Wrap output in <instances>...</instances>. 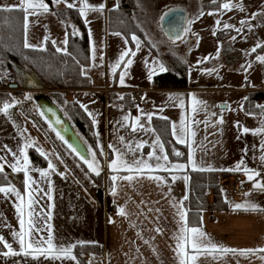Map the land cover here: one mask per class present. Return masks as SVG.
I'll list each match as a JSON object with an SVG mask.
<instances>
[{
  "label": "crops",
  "instance_id": "crops-1",
  "mask_svg": "<svg viewBox=\"0 0 264 264\" xmlns=\"http://www.w3.org/2000/svg\"><path fill=\"white\" fill-rule=\"evenodd\" d=\"M44 1L48 5L47 12L38 10V14H32L31 10L27 13L23 11L24 45L26 41L29 44L25 28L26 15L27 21L33 16L46 17L52 20L55 25L54 35L45 34V37L42 38L44 47L46 43L50 42L56 48V42L65 41L69 30L75 36L80 35V29L71 19L69 8L65 3H55L54 0ZM98 2L100 0H89L88 5L91 8L103 6L102 18L106 30H104L106 45L124 42L125 47L123 48L127 50L128 40L119 33L109 32L106 26L107 13L117 6V0H101L100 7L97 6ZM134 2L136 9L132 19L142 33V37L134 36L143 48L147 60L143 64L135 65L133 63L131 69L126 67L124 62L117 74L114 66L116 67L118 63L111 66L114 69L110 72L105 67V86L100 89L94 88L90 82L88 89L65 91L93 123L97 148L103 158V166L99 168V173L103 172V181L100 185L93 179L95 185L92 186L90 195H88L90 202L85 203L89 209L84 210V217L77 210L78 187L75 185L76 183L68 184L69 179L66 172H60L59 175L48 166L44 171L28 170V175L35 182L31 187L25 184L24 172L21 181L22 188L19 183H13L11 179L9 184L0 187H14L24 198L25 205L29 193H31L32 198L36 201L33 206L32 220L35 228L42 230L39 233L34 231L32 235L37 239L40 237L47 239L51 233L56 248L70 246L73 248L75 245L83 243L101 244L103 247L101 264H180L176 252L175 237L180 234L181 228L178 210L185 212L183 200L187 195V171L239 173L238 176L231 177V179L234 183L248 185L251 191L239 198L233 197L229 192L224 193L228 209L222 212H203L199 228L214 244L223 248L235 249L237 253L240 250L264 249V211L233 207L236 204L248 202L256 205L258 209H264V189L254 187L256 181L264 184V159H261L264 157V114L248 115L242 110V103L247 93L264 92V87L252 84L254 86L238 90L242 95L238 97L234 115L228 111L229 103L219 95L220 92L226 90L153 87L152 82L155 76L166 72H175L165 60L166 53H171L188 63V51L193 38H195L194 43L198 41V36L193 35L190 24L204 14L202 11L203 1L197 0L193 4L194 0H181L180 3L165 6L155 12L151 9L153 2L150 0L146 4L143 0H134ZM67 3L76 5L72 9L79 10L82 7L80 0H67ZM21 7V0H0V9H21ZM172 10H179L183 13L184 28L182 33L186 32V38L190 39L187 50L179 47L173 50L171 43L161 37V35L165 36L161 31V19ZM224 10L221 9L217 12ZM58 13L63 14L62 22L57 18ZM82 20L87 31L88 24L84 19ZM132 44L134 45L133 40ZM30 45L32 47L28 48H37L33 44ZM228 50L232 51L230 48ZM105 56L107 59L111 57L107 47ZM130 58H135V55ZM161 67L165 70L160 71ZM135 71L140 76L139 79H142L141 81L132 80L131 72ZM125 72L127 75L124 77V83L121 84L120 77L122 74L124 76ZM18 73L19 70L11 72L12 84L22 88V81L19 84L14 83ZM129 92H135L139 98L138 106L134 107L137 110L133 109L131 112L129 128L135 127L137 134H140L135 138L142 143L144 148L142 150L132 148L130 142L126 143L124 139L121 140V136L116 134L125 123L120 113L117 112L123 108L120 102L121 96ZM176 98L180 106L176 103ZM141 101L143 103H140ZM20 102L22 103L23 100ZM4 104L0 106V164L16 174L19 172L15 171L12 166L18 159H21L19 153L25 143L33 141L51 154L52 151L50 145L46 143L45 135L39 128L40 124L33 122L23 112V104L12 105L7 112L2 110ZM173 110H178V115L181 118L177 119L175 115H172ZM149 116L151 119L158 117L169 121L173 145L172 157L167 155L155 130L153 132L148 129L149 126L151 128ZM221 120L223 123L220 122ZM184 124L186 129L182 136V130L180 133L179 127ZM257 130L262 131L259 134H254ZM178 137L183 142H178ZM157 141H159V145L163 146V152H161ZM177 145L185 146L184 159H181L183 151ZM29 148L37 150L34 147ZM116 150L123 153L124 159L130 163L134 159H139L147 161L153 169L157 164H163L165 168L172 165H183V168L154 170L150 173L146 171L144 175L137 176L129 182L120 179V177L133 175L132 173L123 170L116 172L109 167L111 161L116 158ZM26 151L27 149H25ZM176 152H179L180 155H175ZM153 153L155 156L166 155L167 162L156 160ZM70 155L73 156L72 153ZM150 155H152L151 158ZM52 156L55 162H58V156L55 158L53 154ZM90 158H92V154ZM192 161H194L195 167H193ZM47 163L49 164L48 160ZM58 163L61 164L60 160ZM76 163L79 164L78 161ZM237 165H240V170H236ZM245 168L254 170L259 175L254 177V180H249L244 172ZM41 172H47L48 175L41 176ZM149 175L159 177V180L149 179ZM112 176H117L118 179L113 182ZM174 182L180 184L183 192L178 190ZM113 189H115L116 195H112ZM81 196L83 197V195ZM73 197L75 199L71 204L67 199ZM56 199L63 200L60 207L56 206ZM19 204L20 200L14 194L0 193V237H3V240L10 244L12 250L17 253H21V249L18 240L13 237V233L21 231L19 223L21 216L17 212ZM121 208L125 210V215L119 214ZM27 212L28 209L25 207L23 217L25 229L28 228ZM157 229L160 231L157 232ZM43 247L47 248V244H44ZM7 251L8 249L3 246V243H0V264H79L76 259L63 257L56 259L51 255L47 258L43 255L37 256V254L4 255L3 253ZM87 257V264H98L93 257ZM262 257H264V251H257L255 254L247 256L231 252L217 253L215 259L212 256H200L196 264H264Z\"/></svg>",
  "mask_w": 264,
  "mask_h": 264
},
{
  "label": "rangeland",
  "instance_id": "rangeland-1",
  "mask_svg": "<svg viewBox=\"0 0 264 264\" xmlns=\"http://www.w3.org/2000/svg\"><path fill=\"white\" fill-rule=\"evenodd\" d=\"M88 1L89 0H85V3L88 4ZM148 1L149 0H143L145 4ZM150 1L153 2L151 9L154 12L165 6H170L172 4L181 2V0ZM196 2L197 0H194L193 4ZM44 3L46 4V1H44ZM100 3L101 0L98 2L97 6L100 7ZM226 3H229L234 7H232L231 10L226 11L225 9L222 12H204L200 18L190 24L193 35L198 36V41L197 43H194L195 38H193L191 48H189L188 51L187 64L189 68L187 72V82L185 88H215L219 90H226L224 92H220L219 95L229 103L228 111L234 115L236 113L235 111L237 108L238 97L242 95L238 92V90L246 89L249 86H254L252 84H257L258 86L264 87V63H262L259 59V57H264V0H228ZM58 15L59 16L57 18L62 22L64 20L62 18L63 14L58 13ZM102 16L103 10H87L85 16H81V18L84 19L88 24L86 33L90 36H88V40L91 58L90 63L83 70L89 77V80H92L90 82L96 89H100L105 86V67L109 72L114 68L116 74L119 72L124 62H119L116 67L114 65L118 63L120 55L126 51V49L123 48L125 47L124 42H115L112 44L110 43L109 46L106 45V37L104 34L105 25L103 23ZM217 21H219V23H217ZM242 21L245 23L242 24ZM225 25L228 27H225ZM55 29V25L49 18H38L37 16H33V18L31 17L27 21V38L29 44H33L37 48H43L44 44L42 38L45 37V34L54 35ZM237 29H239V31H237ZM230 32L233 33L230 34ZM161 37L162 39H165L171 43V48L173 50L177 49L178 47L180 49L187 50L188 42H190V39L186 38V32L182 33L181 35H176L174 38H168L163 35H161ZM66 38L65 41H62V43L57 41V47L55 49L64 51L66 48ZM133 42L134 45L132 44V40V45H130V42L128 45H126L128 48L127 50L130 49L132 52H135L136 59L130 58L131 55L125 58V60L130 58L133 61L130 66H126L130 69L133 63L135 65L138 63L143 64V62L147 60L144 56L141 45L137 47V42ZM177 42L179 46L177 45ZM257 45L261 46L257 47ZM106 47L108 49L109 55L111 56L108 59L105 56ZM229 48L232 51L228 50ZM253 48H256L255 52L252 51ZM112 65L114 68L111 67ZM131 74L132 80H142L141 78L139 79L140 76L138 73H136V71L134 73L131 72ZM126 75L127 73L125 72L124 77ZM65 91L68 90H63L65 97L67 99H71L69 94L65 93ZM47 94H49V90L25 91L23 94H21L23 95L22 103L20 102L21 100L18 99L19 97L16 98L14 95H11L12 101L8 103L11 105L23 104V112H25L29 119H31L33 122L40 124L39 128L45 135L46 143L50 145L54 158L58 156L61 164L58 163L59 160L58 162H55L52 154L45 150L38 143L31 141V147L36 148L40 153H44L43 156L46 157L48 162H51V164L54 166L55 170L53 171L51 169L54 173H58L60 175V172H66V175L68 174L67 178L69 179L68 184L76 183L75 185L78 187L77 197H80H78L79 200L77 201V210H79L78 212L84 217V210L89 209L85 203L90 202L88 195H90V190L93 188L92 186L95 185L94 180L87 173V171H85V169H82V167L76 163L77 159L75 156L70 155V149L68 150L69 147L60 138V136L57 135V133L52 129L50 124L44 119L41 112L39 111L36 104L37 97L39 95ZM145 97L146 95L144 96V99ZM175 101L179 105L177 98ZM140 103H143V101ZM33 107L35 109H33ZM133 109L137 110L134 107H123L117 110L125 123L123 124V128L119 131V133L116 134H118L119 137L121 136L126 143L130 142V144H132V148L142 150L144 149L142 143H140L138 139L135 138V136L138 137L140 134H137L136 131H132V129L129 128V121L131 119V112ZM33 110L35 112H32ZM178 112V110H173L171 113L172 115H175L177 119H179L181 116L178 115ZM125 117H127V119H125ZM148 129L154 132L152 125L151 128L149 126ZM185 129V124L184 126L180 125L179 132L181 133L182 130V136L185 134ZM64 145H66L68 148H66ZM137 145H140V147H137ZM90 155L91 154H88L87 159H82L87 166V161H91L92 159L90 158ZM149 157L151 158L152 155ZM56 181L57 178L55 179V182ZM221 182L223 193L229 192V194H231L230 188L234 183L231 177L225 178ZM174 184L177 186L178 190L183 192V189H181L179 183L174 182ZM81 195H83V197ZM73 199H75V197L68 198L67 201L71 202L72 204ZM62 201L63 200L56 199V206L60 207Z\"/></svg>",
  "mask_w": 264,
  "mask_h": 264
},
{
  "label": "trees",
  "instance_id": "trees-1",
  "mask_svg": "<svg viewBox=\"0 0 264 264\" xmlns=\"http://www.w3.org/2000/svg\"><path fill=\"white\" fill-rule=\"evenodd\" d=\"M202 11H218L224 9L222 5L228 0H202ZM136 9L134 0H117V6L107 13V30L123 35L131 44L132 36L142 37V33L133 22L132 15ZM71 19L80 29V35L75 36L67 32L66 48L58 51L50 43L42 49L26 48L24 46V12L20 9L0 10V106L11 102L12 96L3 92V77L7 72L18 71L14 83H23L25 74L32 75L35 80L49 90L46 96L61 111L65 119L75 128V131L88 154H95L99 168L103 166V158L97 148L93 123L83 109L73 100L67 99L63 90H82L90 87L89 77L84 68L90 63V47L85 25L79 10L69 9ZM233 32H230V34ZM262 50V49H261ZM260 51V50H259ZM165 60L175 71L166 72L153 78L152 86L155 88L183 89L186 87L188 64L185 60L171 54H165ZM24 72V73H22ZM132 93H125L121 97V104L125 108H133ZM264 92L247 93L242 110L245 114H264ZM152 128L159 136L168 156L172 157V141L170 123L167 119L153 117ZM66 146V145H64ZM183 151L181 159L185 158V146L177 145ZM66 148H68L66 146ZM70 148H68L69 150ZM77 159L82 169L97 183L102 184L103 172L99 175L89 170L81 157L69 150ZM28 170L44 171L47 166L46 158L33 148H27ZM8 169L0 173V186L9 184ZM19 180L22 188L23 172L12 173ZM166 175L167 173H160ZM187 195L183 200L189 227L201 226L203 212H222L228 209L225 194L222 191L221 181L228 177H236L239 173L233 172H202L187 171ZM72 255L79 264H87L85 256H91L101 264L103 255L101 244L83 243L72 248Z\"/></svg>",
  "mask_w": 264,
  "mask_h": 264
},
{
  "label": "snow or ice",
  "instance_id": "snow-or-ice-1",
  "mask_svg": "<svg viewBox=\"0 0 264 264\" xmlns=\"http://www.w3.org/2000/svg\"><path fill=\"white\" fill-rule=\"evenodd\" d=\"M55 3H65L66 6L69 9L74 8L76 5L73 3H67V0H54ZM81 4L82 7H80L79 9V13L81 16H85L86 11L87 10H91V11H102L103 6H101L100 8H91L87 3H85V0H81ZM21 9L22 11H25L26 13L31 10L32 14H38V10H42L44 12L48 11V5L44 3V0H21ZM222 7L226 10H231L232 7H234L233 5L229 4V3H224L222 5ZM0 10H11V9H0ZM243 10V9H241ZM212 14V13H209ZM25 28L27 29V15L25 16ZM217 23H219V21H217ZM242 24L245 22H241ZM225 27H228L227 25H225ZM187 30V29H186ZM237 31H239V29H237ZM133 41L137 42V47H139V41L137 40V38L135 36L132 37ZM127 43V41H126ZM26 48L28 47H32L30 44L27 43V41L25 42L24 45ZM261 45H257V47H260ZM58 51H60V49H57ZM253 52L256 51V48L252 49ZM134 56L135 52H132L130 49L124 51L120 57H119V62H125L126 66H130L132 64V59H127L125 60L126 57L129 56ZM260 61L262 63H264V57H259ZM165 69L163 67L160 68V71H164ZM120 83L123 84L124 83V76L121 75L120 77ZM122 99V97H121ZM199 103V102H196ZM12 107L11 104L5 103L3 105V111L7 112V110ZM195 110V109H194ZM125 119H127V117H125ZM149 120H151V116L148 117ZM221 123H223V121H220ZM175 127V126H173ZM132 131H136V128L133 127ZM245 131H248L247 129H245ZM262 130H257L254 134H259V132ZM59 135V133L57 134ZM192 135H195V133H192ZM121 140H123V138H121ZM178 142H183V140L181 138L178 137ZM157 144L159 145V141H157ZM31 143H25V145L23 146V148L20 150V157L21 159H18L16 161V164L13 165L12 167L14 168L15 171H22L24 172L25 175V184L26 186L31 187V185L33 183H35L34 181H32V178L28 175V157L27 154L25 152V149L31 147ZM111 147V146H110ZM137 147H140V145H137ZM161 152H163V146L159 145ZM129 150L131 151V148L129 147ZM117 151V155L116 158L111 161L109 167L116 172L119 171H127L128 173H132L133 175H127L124 177H120V179H124V180H128L129 182H131L133 179L137 178V176H142L145 174V172H152L154 170H172V169H182L183 165H172L169 168H165V165L163 164H157L156 168L153 169V167L144 160H139V159H134L131 163L128 162L127 160L124 159V154L123 153H119L118 150ZM41 154L43 155L44 153L41 152ZM15 156V154H13ZM175 155L179 156L180 153L176 152ZM153 156L156 160H163L165 162H167V156L163 155V156H155V154L153 153ZM190 161L192 160V158H189ZM261 159H264V157H261ZM22 161V162H21ZM88 163V167L91 171L95 172L97 175H99V166H98V162L96 161V156L95 154H92V160L91 161H87ZM193 163V167H195V163L194 161H192ZM48 167L50 169H52L53 171L54 166L51 164V162H49ZM236 170H240V165H237V169ZM4 171V165L0 164V173H3ZM245 174L248 176L249 180H254V177L258 176L259 173L254 171V170H250L245 168L244 169ZM48 175L47 172H41V176L46 177ZM149 179H155V180H159V177H153L151 175L148 176ZM113 180V182H115L118 177L117 176H112L111 178ZM254 187L257 189H264V184H262L259 181H256L254 183ZM0 193H4L5 195H8L9 193L14 194L19 200H20V204L17 205V212L20 214L21 219L19 221L20 223V228L21 231L19 233H13V237L16 238L20 244V249H21V253L24 255H31V254H37L38 255H43L46 258L49 257L50 255L52 256V258H70V259H75V257L72 255V247H62V248H56L55 245L53 244V239L51 236V233H49V236L47 237V239H44L43 237H40L39 239L34 238L33 237V232H37L39 233L40 231H42L41 229H37L35 228V225L33 223L32 217L34 215V204L36 203V201L32 198L31 193H29L28 196V201L27 204L25 205L24 203V198L21 196V194L19 192L16 191V189L14 187H0ZM112 195H116L115 189H113L112 191ZM247 195V194H246ZM25 207L28 209L27 212V216H28V228L25 229V219L24 214H25ZM236 209H244V210H261L264 211V209H258L256 205L251 204V203H244V204H236L233 206ZM119 214L120 215H125V210L123 208H121L119 210ZM178 215L180 216V221H181V228H180V234L177 235L175 237L177 244H176V252H177V256L180 259V264H196V261L199 259L200 256H212L214 259L216 258V254L217 253H233V254H239V255H244L247 256L249 254H255L257 251H264V249H256V250H252V249H248V250H240L237 253V250L235 249H228V248H223L221 246H218L216 244H214L211 239L207 236V234L199 227H189L187 225V220H186V213L183 212L182 210H178ZM50 219V217H49ZM50 228V226H49ZM160 229H157V232H159ZM0 243H3V246L5 248L8 249L7 252L3 253L4 255H18L21 253H17L15 251L12 250V247L10 244H8L6 241L3 240V237H0ZM44 244H47V248L43 247ZM262 259H264V257H262Z\"/></svg>",
  "mask_w": 264,
  "mask_h": 264
},
{
  "label": "water",
  "instance_id": "water-1",
  "mask_svg": "<svg viewBox=\"0 0 264 264\" xmlns=\"http://www.w3.org/2000/svg\"><path fill=\"white\" fill-rule=\"evenodd\" d=\"M161 31L168 38L181 35L184 28V16L179 10H172L161 19ZM22 88L25 91H43L44 89L30 74H25ZM16 88L17 85H13ZM37 107L44 119L50 124L52 129L58 134L66 145L82 159L88 158V151L77 135L71 123L65 119L61 111L49 100L46 95H39L36 100ZM13 183H19L17 177L7 171Z\"/></svg>",
  "mask_w": 264,
  "mask_h": 264
},
{
  "label": "built area",
  "instance_id": "built-area-1",
  "mask_svg": "<svg viewBox=\"0 0 264 264\" xmlns=\"http://www.w3.org/2000/svg\"><path fill=\"white\" fill-rule=\"evenodd\" d=\"M12 80H13V76L10 72H7L4 74L3 77V83H4V92L8 93L10 95H14L16 96V98H18L19 100L23 99V94L24 90L20 89V88H12ZM21 93V94H20ZM133 96L131 97V101L134 105V107L138 106L139 104V98L136 95L135 92H132ZM258 104H262L264 105V103L257 101ZM34 109V108H33ZM32 112H35L34 110ZM251 191V188L246 185V184H239V183H233L232 187L230 188V195H232L235 198H239L242 197L246 194H248ZM88 257H85L84 260L87 261Z\"/></svg>",
  "mask_w": 264,
  "mask_h": 264
}]
</instances>
